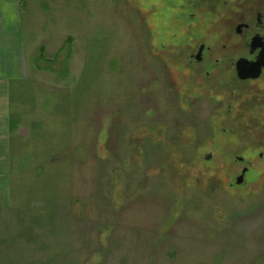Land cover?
<instances>
[{"label":"rangeland","instance_id":"1","mask_svg":"<svg viewBox=\"0 0 264 264\" xmlns=\"http://www.w3.org/2000/svg\"><path fill=\"white\" fill-rule=\"evenodd\" d=\"M20 7L52 53L28 57L0 264H264V158L242 190L208 166L217 102L189 96L166 59L171 14L145 0Z\"/></svg>","mask_w":264,"mask_h":264},{"label":"flooded vegetation","instance_id":"2","mask_svg":"<svg viewBox=\"0 0 264 264\" xmlns=\"http://www.w3.org/2000/svg\"><path fill=\"white\" fill-rule=\"evenodd\" d=\"M145 2L161 20L171 14L178 41H169L168 34L161 44L172 47L166 59L184 64L182 72L189 75L186 93L208 94L217 102L214 148L206 157H216V164L231 157L226 166L234 173L228 184L242 190L248 185L250 159L264 158V0ZM182 75V82H174L177 86L183 83ZM221 138L228 140L225 146Z\"/></svg>","mask_w":264,"mask_h":264},{"label":"crops","instance_id":"3","mask_svg":"<svg viewBox=\"0 0 264 264\" xmlns=\"http://www.w3.org/2000/svg\"><path fill=\"white\" fill-rule=\"evenodd\" d=\"M21 2L0 0V192L5 186L6 190L10 188L12 160L17 153L14 137L30 120L31 110L23 97L30 80L28 57H47V53H52L50 41L41 42L34 31L32 11H22ZM60 48H63L62 43ZM15 93H19L22 100L14 99ZM41 120L33 121L39 131L45 127Z\"/></svg>","mask_w":264,"mask_h":264},{"label":"trees","instance_id":"4","mask_svg":"<svg viewBox=\"0 0 264 264\" xmlns=\"http://www.w3.org/2000/svg\"><path fill=\"white\" fill-rule=\"evenodd\" d=\"M170 29H173L172 27L170 28ZM174 30H170V33H168L169 34V36H168V40L169 41H171V42H174V44L178 41V36L176 35L175 36V34H173L172 32H173ZM174 60H178V59H174ZM178 61H180V60H178ZM182 62V61H181ZM180 65H184L183 63H179ZM181 68V67H180ZM221 135H222V137L223 136H226V134H225V132H221ZM226 141H228V140H226V138H225V140L223 141L224 143L226 142ZM206 159H208L207 157H206ZM216 157H214L213 159H208L209 161H208V166H211V168H212V166L214 167V168H212V170L213 171H216V170H218L226 179L227 178H229V180H230V177H232V173H234V171L232 170V172H231V170H229V166L231 165V163L233 162L232 161V158L231 157H228V159L229 160H225L224 158H222L223 160H225L226 162H224V163H222L221 165H219V164H216ZM227 162H228V170H227V166H226V164H227ZM230 163V164H229ZM214 164V165H213ZM219 166V167H218ZM228 171V172H227ZM213 173V172H212ZM210 175H211V173H210ZM257 181H259V179H257V180H255V182H257ZM244 188V187H243Z\"/></svg>","mask_w":264,"mask_h":264},{"label":"water","instance_id":"5","mask_svg":"<svg viewBox=\"0 0 264 264\" xmlns=\"http://www.w3.org/2000/svg\"><path fill=\"white\" fill-rule=\"evenodd\" d=\"M241 71V69H239ZM243 177V176H242Z\"/></svg>","mask_w":264,"mask_h":264}]
</instances>
